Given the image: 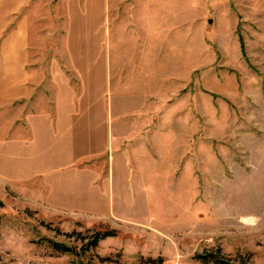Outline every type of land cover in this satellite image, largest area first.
<instances>
[{"label":"rangeland","instance_id":"obj_1","mask_svg":"<svg viewBox=\"0 0 264 264\" xmlns=\"http://www.w3.org/2000/svg\"><path fill=\"white\" fill-rule=\"evenodd\" d=\"M61 2L62 25L100 37L63 64L65 128L44 141L9 122L24 39L0 37V264H264V0ZM141 18L148 72L128 58Z\"/></svg>","mask_w":264,"mask_h":264},{"label":"crops","instance_id":"obj_2","mask_svg":"<svg viewBox=\"0 0 264 264\" xmlns=\"http://www.w3.org/2000/svg\"><path fill=\"white\" fill-rule=\"evenodd\" d=\"M7 2V4H9L7 7L9 17H7L8 21L6 27L3 29L2 26L0 27V37L2 36L3 30L5 31L9 25L8 38L4 37L7 39L6 42L14 35L20 36L24 39L21 46L24 47L25 52L23 59L18 62L16 59H13L11 63V66L19 65L22 68L17 70V74L8 72L6 78H4L10 82L7 93V106L9 110L12 109L18 112L10 118L9 122L14 128L17 127L21 121L22 124H20L19 127L22 129H27L29 126L36 129L39 128L42 130L41 139L44 141L48 136L44 129H50L52 125L58 130H64L65 128L59 117L60 114L63 116V111L66 110L64 106L60 105V102L63 101V95L62 93L60 94L61 90H59L58 83L63 76L65 77L66 68L64 70L63 64L70 62V59H73L74 62V58L78 55L77 53H79V51L81 54H84V45H88L86 49L90 48L94 51L96 39L100 37V31H98V25L96 23L91 24L86 20V17H84L82 24H79L78 27H73L70 23H68L69 27L62 25L61 0H57L56 3L54 0H40L39 12L37 6L34 5V0H7ZM112 5H114V2ZM102 8H104L106 12L109 8H112V6L109 5V0H104ZM87 9L86 7V12ZM145 10L146 8L143 7L142 18L147 17L144 13ZM38 14L41 17V28L37 31L40 33V39L38 41H30V38L34 37V30L32 29L33 17ZM18 15L21 16L19 23L13 25ZM142 22L143 25L139 27L138 33L133 32L130 38L131 41L135 40L137 43L139 42V44L136 43V47L134 48L135 51L133 53L135 57H130V53L128 58H134V63L131 62L141 67V69H144V72H148L150 67L148 62L151 59L149 47L150 45L156 44V29L153 28L151 31L149 23L143 19L141 20V23ZM110 30L112 32V29ZM110 30L104 25L103 34L108 35ZM85 33L87 36L84 37L83 40L82 37ZM127 35L129 34L127 33ZM117 37H119V35H117ZM112 43L113 34H111L109 41L111 50L108 56L111 58L113 54ZM10 46L11 42L9 40V47ZM36 47H40L39 57L36 55V51H38ZM3 51L7 53L5 48L1 49L0 47V56ZM10 54L12 53L10 52ZM125 54H123L121 43L116 52V56L124 59L127 57ZM129 59L124 63L128 64ZM11 70L14 69L10 67V71ZM137 77L142 80L145 79L144 73L143 75L136 76V78ZM147 79L148 78H146V80ZM1 95L4 94H0V98L2 97ZM0 100H2V98ZM22 110L24 111L23 114H25L23 120L22 113H20ZM61 152H64L63 148H61Z\"/></svg>","mask_w":264,"mask_h":264},{"label":"trees","instance_id":"obj_3","mask_svg":"<svg viewBox=\"0 0 264 264\" xmlns=\"http://www.w3.org/2000/svg\"><path fill=\"white\" fill-rule=\"evenodd\" d=\"M107 235H109V234H104V233H102L101 234V236H98L99 238H103V237H105V236H107ZM97 240V239H96ZM96 240L93 242V243H95L96 242ZM60 247V246H59ZM62 247V246H61ZM63 249H66V248H63ZM198 258H200L199 260H201L202 261V263H209V262H211L212 261V254H207V255H199V256H197ZM220 262V263H222V264H225L226 262H224V261H222V260H217L216 259V262Z\"/></svg>","mask_w":264,"mask_h":264}]
</instances>
